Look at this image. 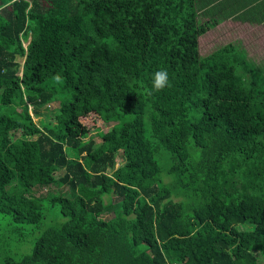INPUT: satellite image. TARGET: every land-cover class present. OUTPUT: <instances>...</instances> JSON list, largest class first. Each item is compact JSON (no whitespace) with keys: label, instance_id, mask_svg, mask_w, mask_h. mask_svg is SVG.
Here are the masks:
<instances>
[{"label":"trees","instance_id":"1","mask_svg":"<svg viewBox=\"0 0 264 264\" xmlns=\"http://www.w3.org/2000/svg\"><path fill=\"white\" fill-rule=\"evenodd\" d=\"M210 11L0 0V264H264V68Z\"/></svg>","mask_w":264,"mask_h":264},{"label":"rangeland","instance_id":"2","mask_svg":"<svg viewBox=\"0 0 264 264\" xmlns=\"http://www.w3.org/2000/svg\"><path fill=\"white\" fill-rule=\"evenodd\" d=\"M204 20H202L203 22ZM225 24L209 30L207 34L200 36L199 38V53L201 56H206L215 49L225 45V44H235L239 46V48H243L245 50L246 58L250 60V62L255 63L264 68V30H260L259 27L251 28L249 32L242 29L241 25ZM27 43H24L26 45ZM22 61V60H19ZM58 106L55 104H49L45 107L41 108V116L36 117L34 121L40 125L44 120H46L49 116H52L54 113H57ZM85 123L88 124L91 130L92 136H94L95 129L98 126L102 131H106L108 128L107 125L103 124L96 115L91 114L88 115L85 120ZM42 126V125H41ZM94 140L99 142V138L95 136ZM122 156L117 153L116 154V163L114 165V169L121 165L123 160ZM63 171H59L56 173L57 176L62 175ZM53 190H58V187L52 186L50 187ZM64 189V188H62ZM47 192L46 188L35 187L34 194L36 196L45 195ZM110 215V213H109ZM107 217V215H106Z\"/></svg>","mask_w":264,"mask_h":264},{"label":"crops","instance_id":"3","mask_svg":"<svg viewBox=\"0 0 264 264\" xmlns=\"http://www.w3.org/2000/svg\"><path fill=\"white\" fill-rule=\"evenodd\" d=\"M197 3L202 11L208 7L211 9L206 16L201 17V21L210 18L218 20L212 29L232 23L241 25L247 32L255 27L264 30V0H197Z\"/></svg>","mask_w":264,"mask_h":264},{"label":"clouds","instance_id":"4","mask_svg":"<svg viewBox=\"0 0 264 264\" xmlns=\"http://www.w3.org/2000/svg\"><path fill=\"white\" fill-rule=\"evenodd\" d=\"M166 86H169V75L166 69H159L152 75V87L146 89L147 94L151 95L153 92H160Z\"/></svg>","mask_w":264,"mask_h":264}]
</instances>
